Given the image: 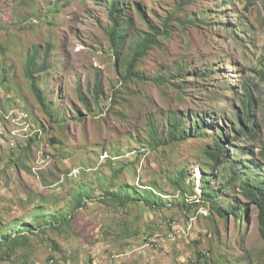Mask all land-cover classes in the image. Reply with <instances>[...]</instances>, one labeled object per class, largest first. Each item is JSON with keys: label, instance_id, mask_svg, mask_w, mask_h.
<instances>
[{"label": "rangeland", "instance_id": "rangeland-1", "mask_svg": "<svg viewBox=\"0 0 264 264\" xmlns=\"http://www.w3.org/2000/svg\"><path fill=\"white\" fill-rule=\"evenodd\" d=\"M123 2L116 55L110 0H0V264H264L258 211L239 190L264 174V83L253 72L264 68V0ZM149 31L140 79H123ZM46 44L35 76L43 109L25 64L38 49L39 68ZM246 114L255 140L236 135ZM171 115L185 118L186 140L165 139ZM217 127L224 163L213 170L204 150ZM122 187L138 200L111 198ZM211 191L221 213L241 218L209 209ZM62 217L68 225L53 221Z\"/></svg>", "mask_w": 264, "mask_h": 264}, {"label": "trees", "instance_id": "trees-1", "mask_svg": "<svg viewBox=\"0 0 264 264\" xmlns=\"http://www.w3.org/2000/svg\"><path fill=\"white\" fill-rule=\"evenodd\" d=\"M55 7L56 8L58 7L57 3ZM107 17H108L110 25L108 29L106 30L105 34L111 44L112 49L114 50L116 55H118L121 51V48L123 47V43L125 40L124 37L126 36L125 34L126 14H125V4L123 0H110V4L107 7ZM155 38H156L155 31L153 32L149 31L143 37L138 38L136 41H134L131 47V54L129 58L125 61L126 66L124 67L125 75L124 74L122 75L123 79H129V81H131L133 78L140 79V76L136 72L137 62L147 54V52L151 49L152 45L156 44ZM45 47L46 48L43 54V62L39 68H37L36 66V60H37V56L39 53L38 49H34L32 51V53L30 54L25 64V76L29 80L32 94L43 109L48 108V105L46 104V100L43 96V93L37 87L35 76L41 71L43 72L46 70V66H47L46 61H47V58L49 56V52L51 51V49H50L49 44H46ZM253 72L256 78L262 83H264V68H261L259 70H253ZM96 88L100 90L99 87L96 86ZM247 116L248 114H246V117H242V119L239 118L241 122L239 121V126H238L236 135L237 136L246 135L255 140V135H256L255 130L254 129H249V131L247 130V127H246ZM184 119L185 118L182 116L177 117L175 115H171L169 117L168 124L166 126L167 133L165 135V139L167 140V142L172 144L174 143V141L178 142V141L186 140L188 137H190V130L183 128ZM148 127H149L150 138L153 139V142L156 145L157 136H156V131L153 128V124L149 123ZM203 127H204L203 119L202 117H199L196 120L195 129H202ZM217 128H218L217 130L219 131L217 140L213 142L212 148L210 149L206 148L204 150L205 155L208 156L210 160L213 162V170L221 167L224 163L221 160V156H222L221 153L223 152V149H225L226 137L224 133L221 132V128L220 127H217ZM262 154L264 155V152ZM236 166H237L236 164H232L231 168L233 169ZM234 179H236L235 176H234ZM234 179L232 178V180ZM202 189H203V193H205L206 192L205 185H203ZM239 190H240V194L242 198L246 202L253 204L258 211L259 234H260L261 241L264 244V174L260 175V177H256L251 180L241 182L239 185ZM147 192H145L141 196L144 198V200L149 201L153 194L151 191H147ZM121 193L124 197L113 196L111 198L116 199L119 204H126L131 201L138 200L137 199L138 197L136 198L133 195H131L133 196L132 198L130 196L129 197L130 199H128L127 198L128 192L124 187L121 188ZM216 196H217V192L211 191L208 193V195H205V194L203 195L202 201L206 202V205L209 206V209L216 212L219 216L223 218H225L226 215H229L231 212L235 217H237L238 220L239 218H241V216L244 214V210L241 213H235L234 211L228 209V210H225V215L221 213L214 206L215 205L214 201L216 200ZM86 198L87 199L90 198L89 194L87 193L85 194V196L76 195L75 197L76 209L82 206L84 199ZM53 221L68 225L70 222V219L66 217H62L58 220H53ZM48 224L50 225L51 222H48ZM20 230L32 232L33 227L26 224ZM11 237H12L11 234H7L4 236V239L2 240L6 245H4L3 242L2 244L6 246L8 251L12 250L14 247V244H13L14 240H12ZM22 237L25 238L24 236Z\"/></svg>", "mask_w": 264, "mask_h": 264}, {"label": "bare ground", "instance_id": "bare-ground-1", "mask_svg": "<svg viewBox=\"0 0 264 264\" xmlns=\"http://www.w3.org/2000/svg\"><path fill=\"white\" fill-rule=\"evenodd\" d=\"M200 174V173H199ZM198 176V175H197ZM115 264V263H114ZM120 264V263H119Z\"/></svg>", "mask_w": 264, "mask_h": 264}, {"label": "built area", "instance_id": "built-area-1", "mask_svg": "<svg viewBox=\"0 0 264 264\" xmlns=\"http://www.w3.org/2000/svg\"><path fill=\"white\" fill-rule=\"evenodd\" d=\"M114 263V262H113Z\"/></svg>", "mask_w": 264, "mask_h": 264}]
</instances>
